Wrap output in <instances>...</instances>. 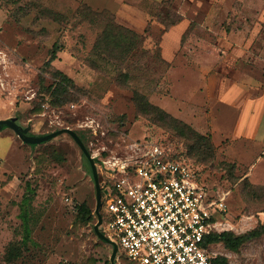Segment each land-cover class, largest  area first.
Here are the masks:
<instances>
[{"label": "rangeland", "instance_id": "374dc122", "mask_svg": "<svg viewBox=\"0 0 264 264\" xmlns=\"http://www.w3.org/2000/svg\"><path fill=\"white\" fill-rule=\"evenodd\" d=\"M106 13L143 37L124 61L128 75L119 84L115 72L86 62ZM50 58L52 70L83 89L78 100L54 105L42 92L52 81L44 65ZM202 61L205 80L216 76L221 85L264 94V0H0V118H19L30 126L28 134L83 130L96 165L97 158L127 154L132 142L170 148L188 158L211 196L224 195L221 227L242 233L264 221V197L256 192L264 183L246 176L248 186L243 178L249 165L221 156L212 137V164L188 157L184 141L138 114L132 100L137 90L171 115L179 106L190 120H205V133L190 125L211 136L208 113L216 90L200 82ZM187 65L191 71L178 78L177 70ZM257 142L263 144L264 135ZM81 202L93 211L89 222L77 219L75 203ZM95 204L90 163L70 135L31 145L10 129L0 131V264H111V245L94 231ZM99 213L108 212L100 205ZM212 249L229 264H264V235L238 252L221 244ZM115 262L122 264L117 257Z\"/></svg>", "mask_w": 264, "mask_h": 264}, {"label": "built area", "instance_id": "2783aa9c", "mask_svg": "<svg viewBox=\"0 0 264 264\" xmlns=\"http://www.w3.org/2000/svg\"><path fill=\"white\" fill-rule=\"evenodd\" d=\"M128 147L127 154L95 164L103 175L100 205L108 212L100 214L99 227L116 257L122 253L136 264H212L216 254L203 238L219 230L224 195L211 196L180 153L156 142Z\"/></svg>", "mask_w": 264, "mask_h": 264}, {"label": "trees", "instance_id": "16d2710c", "mask_svg": "<svg viewBox=\"0 0 264 264\" xmlns=\"http://www.w3.org/2000/svg\"><path fill=\"white\" fill-rule=\"evenodd\" d=\"M95 19L96 18H93L91 21ZM167 26L168 24L166 27ZM142 38L141 34L118 23L113 15H103L102 28L92 44L86 62L94 69H110L111 72H115L114 79L118 83V81L120 82L127 78L128 72L124 71L126 66L123 65V63L132 55L133 51L141 45ZM53 55L54 53H52V57ZM50 61L51 58L47 60L44 65L50 70L49 73L52 81L42 92L49 94L54 105H63L78 100L80 96L84 94L81 86H78L72 78L62 71L57 69L52 70ZM41 99L43 100V98ZM132 100L138 114L143 115L148 121L155 125L169 128L177 137L184 141L183 144L185 145L186 155L188 157L193 158L196 162L212 164L215 159L216 149L209 134L198 132L189 123L174 117L160 106L153 104L142 92L133 90ZM74 131L86 145L85 131ZM28 135L38 136L42 134ZM222 163L224 165H232L226 162ZM243 181L250 186L247 178L244 177ZM256 192L259 198L264 197V187H257ZM75 208L77 210V219L81 222H89L94 216L92 209L84 202L75 203ZM262 211H264V209H262ZM23 222L25 229L28 230V222L25 217ZM262 235H264V221H258L254 227L242 233H236L230 229L221 231L213 229L204 236L203 245L210 248L213 244H221L229 251L238 252L247 241L258 239ZM117 259L119 263L122 264H136L129 261L122 253L119 254ZM212 264H229V260L225 255L216 254L212 257Z\"/></svg>", "mask_w": 264, "mask_h": 264}, {"label": "crops", "instance_id": "0c3cea01", "mask_svg": "<svg viewBox=\"0 0 264 264\" xmlns=\"http://www.w3.org/2000/svg\"><path fill=\"white\" fill-rule=\"evenodd\" d=\"M172 32V34L175 33L173 30ZM175 39L177 44L178 38ZM173 65H175V62H173ZM182 68H179L180 70L176 72L178 78L179 73L191 71L188 65ZM198 68L200 69L198 71L200 75L201 72H207V64L203 61L198 63ZM202 76L203 75H201V77ZM210 76L206 80L203 76V80L200 82L203 84V87H208L211 83L212 87L208 88H211L213 92L216 90V93L214 92L211 97L208 116L209 128L212 134L211 137L216 146H218L219 154L226 159L235 161L239 165H249L246 173H244V177L248 176L250 180L256 183H264V142H262L263 144L257 142L258 138L264 135V94L259 96L257 92L245 91L244 87H235L233 83L229 86L223 85L222 82L221 85V78L217 80L215 76L211 79ZM182 78L183 77H180L181 80ZM182 97H180L178 104L184 106L183 101L185 98ZM220 105H225L226 108H220ZM171 113L179 119L193 125L202 133H205L206 129H208L205 120H190L179 106L174 107V111L172 110ZM7 118H12L21 128H28L26 132L27 135L28 132L31 131L30 126L23 125L19 118L15 116ZM6 129L13 131L10 127L5 125L0 128V131L3 132L6 131ZM8 137L10 138V136ZM257 143H260V145H257ZM216 218L220 222L218 231L227 230L221 227L223 223L221 220L225 218L224 212L216 214ZM214 246H216V244L210 247L212 251Z\"/></svg>", "mask_w": 264, "mask_h": 264}, {"label": "water", "instance_id": "95a60500", "mask_svg": "<svg viewBox=\"0 0 264 264\" xmlns=\"http://www.w3.org/2000/svg\"><path fill=\"white\" fill-rule=\"evenodd\" d=\"M3 125L10 127L24 143H29V144H39V143L48 141L63 132L68 133L73 138V140L76 142L80 150L83 152V154L88 159L90 163L91 171H92V176H93L94 185H95V192H96V204L94 208V213L97 216V221L94 224V231L100 239L110 243V240L100 231L98 227L99 224L101 223V215L99 213V206L101 203L100 201L101 189H100L99 177H98L97 168L94 162V158L91 156L86 145L82 142V140L76 134V132L69 127H63V128H58L56 130L48 132L46 134H42L38 136H29L26 134L28 128H21L12 118H0V128ZM116 253H117V248L114 244H112V251L109 257L111 264H116L115 262Z\"/></svg>", "mask_w": 264, "mask_h": 264}]
</instances>
